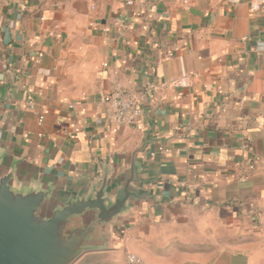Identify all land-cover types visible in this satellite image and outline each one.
Listing matches in <instances>:
<instances>
[{
  "label": "crops",
  "instance_id": "1",
  "mask_svg": "<svg viewBox=\"0 0 264 264\" xmlns=\"http://www.w3.org/2000/svg\"><path fill=\"white\" fill-rule=\"evenodd\" d=\"M126 1L0 0V154L64 197L106 172L115 192L135 158L142 198L74 264H264V0ZM112 70L133 127L103 103Z\"/></svg>",
  "mask_w": 264,
  "mask_h": 264
},
{
  "label": "water",
  "instance_id": "2",
  "mask_svg": "<svg viewBox=\"0 0 264 264\" xmlns=\"http://www.w3.org/2000/svg\"><path fill=\"white\" fill-rule=\"evenodd\" d=\"M139 167L134 158L115 192L106 172L87 193L64 197L53 182L21 177L17 163L0 154V264H74L106 250L114 220L142 198Z\"/></svg>",
  "mask_w": 264,
  "mask_h": 264
},
{
  "label": "built area",
  "instance_id": "3",
  "mask_svg": "<svg viewBox=\"0 0 264 264\" xmlns=\"http://www.w3.org/2000/svg\"><path fill=\"white\" fill-rule=\"evenodd\" d=\"M188 4V0L184 1ZM126 6L133 9V1L127 0ZM133 15L139 16L140 13L131 10L130 15L124 18L125 22L131 21ZM104 68L108 69L109 65L104 64ZM194 73L190 72L185 75V79L194 77ZM110 84L109 89L103 96V103L107 105L111 111L114 122L122 127H133L139 121L142 115V109L139 105V99L135 92L126 89L118 78V72L115 70L110 71L109 76ZM178 81L172 80L171 83ZM30 109L35 111L33 101H29ZM39 123L42 124L43 117L37 113ZM169 150L164 146H159L155 152H152L151 157L156 156L157 153L167 154ZM258 167V161L255 158H250L236 164V172L238 180L241 183H246L255 173ZM126 264H148L142 257L135 253H127Z\"/></svg>",
  "mask_w": 264,
  "mask_h": 264
}]
</instances>
